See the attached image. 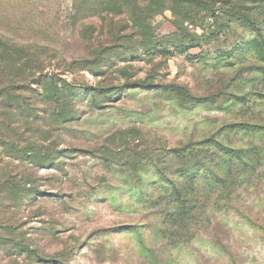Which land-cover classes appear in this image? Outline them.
<instances>
[{
	"label": "rangeland",
	"instance_id": "374dc122",
	"mask_svg": "<svg viewBox=\"0 0 264 264\" xmlns=\"http://www.w3.org/2000/svg\"><path fill=\"white\" fill-rule=\"evenodd\" d=\"M251 37L264 0H0V59L43 64L0 92V264H264Z\"/></svg>",
	"mask_w": 264,
	"mask_h": 264
},
{
	"label": "trees",
	"instance_id": "16d2710c",
	"mask_svg": "<svg viewBox=\"0 0 264 264\" xmlns=\"http://www.w3.org/2000/svg\"><path fill=\"white\" fill-rule=\"evenodd\" d=\"M190 19H191L190 16H188V14H185V16L182 18V21H188ZM254 40L255 38L251 37L249 39H246L245 40L246 42H242V44L244 43L245 45H247V47H249L248 49H250V51H248L247 49L246 51L244 50L242 53L240 52L238 53L236 51H238L240 48L235 47L236 51L228 55V57L232 58L231 62H229V65L231 67H234L237 64L250 63L251 61L255 63H264V47L262 46V44L260 45L258 44L259 46H257L256 44V47H255L253 44ZM257 40H259V38ZM242 44H239V45H242ZM8 50L21 53L23 52V50H26V48L23 46H20L17 49L16 47L10 45ZM42 70H43V64L41 62L39 63L37 61H32V62L28 61L27 56H24V58H16V59L15 58H7L3 60L0 59V75H2V73L3 74H6V73L15 74L12 77V79L10 78L11 79L10 81L7 80L4 82L3 80L0 79V92L3 89H8L5 86V83L7 82H9V85L16 86L20 83V85L18 86H21V85L26 86V79L30 78L32 74L31 71L33 73L34 72L40 73ZM54 88H57V86H54ZM244 100L245 99L243 97H238V96L233 95V97L229 101L232 103H234L235 101L242 103ZM222 105H223V110L228 111L229 113L234 115V117L240 118L239 121L233 122V123L236 124L235 125L236 127H241V130H242L241 133L243 134L242 136H245V137L249 136L251 134V131L254 129H257V130L264 129V105L263 104H222ZM222 105L219 107H222ZM236 110H237V114L235 115ZM261 121L263 123H261ZM245 148H249V147H245ZM235 156H237V154H235ZM239 157L241 158L242 155H239ZM199 162L200 161H196L195 163H192L190 167L191 168L199 167V164H198ZM198 170H203V169L201 168Z\"/></svg>",
	"mask_w": 264,
	"mask_h": 264
},
{
	"label": "crops",
	"instance_id": "0c3cea01",
	"mask_svg": "<svg viewBox=\"0 0 264 264\" xmlns=\"http://www.w3.org/2000/svg\"><path fill=\"white\" fill-rule=\"evenodd\" d=\"M251 63H253V64H251ZM242 64L243 65L246 64L243 69L245 71H247L248 73L252 72V71H258V70L264 69V63H255V62L251 61L250 63H242ZM238 65H240V64H237L235 66H238ZM252 67H253V69H252ZM233 95L238 96V97H243L245 100L242 103L237 102V101H235L234 103L227 101L226 104H256V103L258 104L259 102H261L263 100V97H262L263 95L259 94V93L257 95L260 97L255 98V99L248 97L246 94H244V95L233 94ZM233 95H232V97H233ZM227 113H229V112L227 111ZM236 114H237V110L235 112V115Z\"/></svg>",
	"mask_w": 264,
	"mask_h": 264
}]
</instances>
